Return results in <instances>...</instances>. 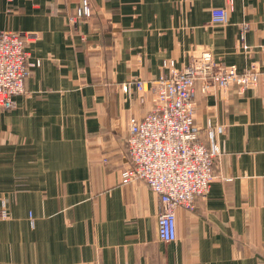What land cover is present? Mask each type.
I'll list each match as a JSON object with an SVG mask.
<instances>
[{
	"label": "crops",
	"instance_id": "obj_1",
	"mask_svg": "<svg viewBox=\"0 0 264 264\" xmlns=\"http://www.w3.org/2000/svg\"><path fill=\"white\" fill-rule=\"evenodd\" d=\"M89 1L74 22L83 0H0V30L36 34L26 91L0 107V264H264V78L245 91L197 81L201 141L221 152L207 195L177 209L175 241L158 235L160 195L123 177L131 120L153 109L166 60L208 48L264 73V0H234L226 24L212 9L228 0Z\"/></svg>",
	"mask_w": 264,
	"mask_h": 264
},
{
	"label": "built area",
	"instance_id": "obj_2",
	"mask_svg": "<svg viewBox=\"0 0 264 264\" xmlns=\"http://www.w3.org/2000/svg\"><path fill=\"white\" fill-rule=\"evenodd\" d=\"M228 3L212 9L214 23H228L234 0ZM92 13L91 2L83 0L72 20L91 17ZM248 28L244 23L242 38ZM35 36L32 32L0 30L1 108H14L16 97L26 91L25 81L31 72L27 42ZM41 63L37 59V64ZM163 67L165 72L153 81V109L144 118L131 120L128 146L132 164L123 171V177L125 181H145L160 195L158 235L162 241L172 242L177 239V209H194L197 197L207 195L214 178V161L220 153L218 145L209 148L201 141L200 127L195 123L197 81L206 89L237 86L245 91L257 86L264 73L255 68L240 72L225 67L208 48L194 51L182 68L171 60H166ZM135 83L140 90L146 87L143 79H135ZM213 133L211 126L209 134ZM3 206L5 218L8 213Z\"/></svg>",
	"mask_w": 264,
	"mask_h": 264
},
{
	"label": "rangeland",
	"instance_id": "obj_3",
	"mask_svg": "<svg viewBox=\"0 0 264 264\" xmlns=\"http://www.w3.org/2000/svg\"><path fill=\"white\" fill-rule=\"evenodd\" d=\"M257 86H258V85H257ZM219 148H220V147H219ZM220 150H221V149H220ZM220 152H221V151H220ZM219 154H220V153H219ZM219 154H218V155H219ZM218 155H217V156H218ZM217 156H216V157H217ZM214 177H215V173H214ZM213 179H214V178H213ZM3 207H4V206H3ZM2 209H3V208H2ZM6 209H7V208H6ZM7 213H8V210H7ZM0 217L3 218V219H6V218L9 217V213L7 214V217L4 218V217H2V210H1V212H0Z\"/></svg>",
	"mask_w": 264,
	"mask_h": 264
}]
</instances>
